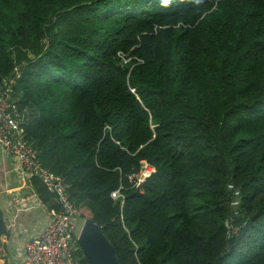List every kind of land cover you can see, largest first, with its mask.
Listing matches in <instances>:
<instances>
[{
    "label": "trees",
    "instance_id": "obj_1",
    "mask_svg": "<svg viewBox=\"0 0 264 264\" xmlns=\"http://www.w3.org/2000/svg\"><path fill=\"white\" fill-rule=\"evenodd\" d=\"M16 69L25 139L121 264H264V0H0V89Z\"/></svg>",
    "mask_w": 264,
    "mask_h": 264
},
{
    "label": "built area",
    "instance_id": "obj_2",
    "mask_svg": "<svg viewBox=\"0 0 264 264\" xmlns=\"http://www.w3.org/2000/svg\"><path fill=\"white\" fill-rule=\"evenodd\" d=\"M15 72L16 78L5 81L4 87L0 89V152L14 160L15 173L21 179L22 188L26 192L23 195L18 193L13 200L8 201L4 211L7 235L12 229L15 234V219L20 212L43 209L48 214V223L37 236L23 241L13 254L5 239L7 235L0 233V264H15V261L17 264H83L76 253L80 248L78 238L84 221L66 192L62 179L44 167L38 151L25 139L24 126L28 116L19 109L14 99V87L20 77L17 69ZM153 172L154 169L144 162L141 175L136 177L137 187ZM32 179L40 180L54 196L59 211L49 210L42 202L31 184ZM228 190L232 193V207L235 208L234 214L237 216L241 191L234 185H229ZM19 191H22L21 188ZM10 192L6 191L5 194ZM120 197L119 191L112 194L114 199ZM225 225L227 229L232 227L229 221ZM236 233L237 231L234 234Z\"/></svg>",
    "mask_w": 264,
    "mask_h": 264
},
{
    "label": "crops",
    "instance_id": "obj_3",
    "mask_svg": "<svg viewBox=\"0 0 264 264\" xmlns=\"http://www.w3.org/2000/svg\"><path fill=\"white\" fill-rule=\"evenodd\" d=\"M22 184L21 179L15 173L14 160L7 155H2L0 152V206L3 213L7 208L9 200H13L18 193L23 195L26 192V189L22 188ZM20 188L22 190L21 192L19 191ZM6 191L11 192L5 194ZM47 223L48 214L43 209H32L27 212H20L15 219L17 227L15 234L12 233V229L9 235L5 237L9 251L13 254L15 249L21 246L23 241L37 236ZM15 264H17L16 261Z\"/></svg>",
    "mask_w": 264,
    "mask_h": 264
},
{
    "label": "water",
    "instance_id": "obj_4",
    "mask_svg": "<svg viewBox=\"0 0 264 264\" xmlns=\"http://www.w3.org/2000/svg\"><path fill=\"white\" fill-rule=\"evenodd\" d=\"M0 233L8 234L4 213L0 206ZM78 245L88 264H121L115 247L107 239L103 228L92 219H85L82 225Z\"/></svg>",
    "mask_w": 264,
    "mask_h": 264
},
{
    "label": "clouds",
    "instance_id": "obj_5",
    "mask_svg": "<svg viewBox=\"0 0 264 264\" xmlns=\"http://www.w3.org/2000/svg\"><path fill=\"white\" fill-rule=\"evenodd\" d=\"M173 4V0H161V6L168 8Z\"/></svg>",
    "mask_w": 264,
    "mask_h": 264
}]
</instances>
